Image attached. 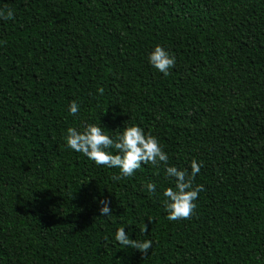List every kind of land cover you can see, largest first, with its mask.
Wrapping results in <instances>:
<instances>
[{"label": "trees", "instance_id": "obj_1", "mask_svg": "<svg viewBox=\"0 0 264 264\" xmlns=\"http://www.w3.org/2000/svg\"><path fill=\"white\" fill-rule=\"evenodd\" d=\"M7 8L0 264H264V0H0ZM156 45L176 58L167 76L149 62ZM88 123L111 137L136 124L189 173L202 162L192 218L167 219L164 165L114 180L118 168L70 149L67 129ZM122 227L153 242L147 254L115 240Z\"/></svg>", "mask_w": 264, "mask_h": 264}, {"label": "clouds", "instance_id": "obj_2", "mask_svg": "<svg viewBox=\"0 0 264 264\" xmlns=\"http://www.w3.org/2000/svg\"><path fill=\"white\" fill-rule=\"evenodd\" d=\"M0 18L14 20V9H0ZM149 62L155 69L167 76L170 74V69L175 67L176 58L161 45H156L149 55ZM98 92L103 95L104 89L99 88ZM69 111L71 114L77 115L79 105L73 101ZM66 143L70 149L83 154L94 161L96 165L118 168L120 175L113 176L114 180L134 175L142 163L157 168L164 165L165 175L175 179V188L168 187L163 191V196L166 198L164 207L168 213L167 219L170 221L191 219L194 215L197 207L195 201L198 199L199 193L205 190L203 185L194 183L196 175L201 170L202 162L193 159L190 173L187 169L169 166L167 153L161 146L158 137L151 132L146 133L142 127L131 124L124 127L116 137H111L100 125L88 123L82 131L69 127ZM113 150L116 154H113ZM146 189L150 194H155L156 184L149 182L146 184ZM100 203L102 205L100 216H111L112 209L109 207V202L102 200ZM142 231L147 232L146 225ZM115 240L122 246L132 247L144 254L148 253L153 243L151 240L130 239L123 227L116 231Z\"/></svg>", "mask_w": 264, "mask_h": 264}]
</instances>
